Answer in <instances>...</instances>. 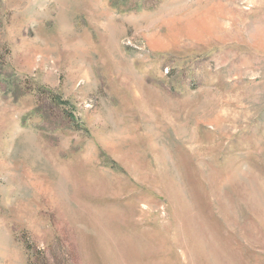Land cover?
<instances>
[{
	"label": "rangeland",
	"instance_id": "1",
	"mask_svg": "<svg viewBox=\"0 0 264 264\" xmlns=\"http://www.w3.org/2000/svg\"><path fill=\"white\" fill-rule=\"evenodd\" d=\"M0 264H264V0H0Z\"/></svg>",
	"mask_w": 264,
	"mask_h": 264
}]
</instances>
